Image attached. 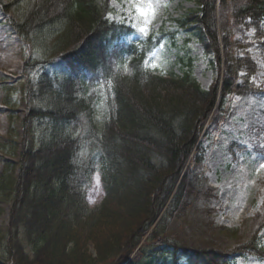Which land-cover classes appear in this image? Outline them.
<instances>
[{
    "label": "trees",
    "instance_id": "obj_1",
    "mask_svg": "<svg viewBox=\"0 0 264 264\" xmlns=\"http://www.w3.org/2000/svg\"><path fill=\"white\" fill-rule=\"evenodd\" d=\"M199 5L184 24H196L217 64L209 90L190 73L150 70L151 39L120 43L128 29L111 22V0H0L20 40L33 48V68L59 59L67 70L56 76L42 69L23 88L28 113L19 163H7L0 176V201L11 204L9 226L0 230L1 264H232L238 254L264 260V216L233 251L196 244L193 226L208 228L209 212L195 211L207 196L192 171L202 162L205 129L218 126L228 97L255 92L249 79L257 67L234 55V36L261 32L264 0ZM99 85L109 94L102 124L99 95L91 91ZM87 144L101 158L104 197L95 208L86 196L96 163L80 160Z\"/></svg>",
    "mask_w": 264,
    "mask_h": 264
},
{
    "label": "rangeland",
    "instance_id": "obj_2",
    "mask_svg": "<svg viewBox=\"0 0 264 264\" xmlns=\"http://www.w3.org/2000/svg\"><path fill=\"white\" fill-rule=\"evenodd\" d=\"M153 7L154 17L146 33L139 31L143 21L142 18L137 20L135 8L129 0H112L110 19L132 28L130 40L153 37L159 41L149 58L148 68L164 77H181L191 72L201 87L209 90L218 77V69L213 57L206 53L207 39L196 24H182L200 9L199 1L153 0ZM0 39V146L8 151L0 152L1 176L7 163L15 166L19 163L23 135L21 120L28 113L22 92L28 79L23 72L24 65L28 62L27 70L35 71L33 78L46 66L33 69V48L24 46L11 27L10 17L1 9ZM234 40L237 42L234 55L249 56L257 67V73L249 79L255 92L228 97L218 126L210 122L206 127L199 154L201 164H192V171L207 196L204 204L195 211L198 214L209 212L208 228L203 231L193 226L196 244L212 241L228 251L245 244L264 216V22L260 33L252 29L242 30L236 33ZM46 68L48 73L56 76L67 71L61 60ZM245 78L246 74L240 73L238 83H244ZM91 91L99 95L96 120L102 124L108 89L99 85ZM5 101H11L14 108L6 106ZM99 153L97 147L91 148L87 144L80 158L86 163L92 157L99 169L87 189L86 198L92 208L97 207L104 197ZM11 176L16 178L17 173ZM10 206L6 198L0 201V230L4 233L9 226ZM198 214L192 217L191 224ZM261 236L264 247V232ZM232 264H264V260L238 254Z\"/></svg>",
    "mask_w": 264,
    "mask_h": 264
},
{
    "label": "snow or ice",
    "instance_id": "obj_3",
    "mask_svg": "<svg viewBox=\"0 0 264 264\" xmlns=\"http://www.w3.org/2000/svg\"><path fill=\"white\" fill-rule=\"evenodd\" d=\"M129 2L135 8L137 20L142 18L143 26L139 27V31L141 33H146L148 31V25L150 24L155 13L153 0H129ZM133 26L135 27L136 25L134 24Z\"/></svg>",
    "mask_w": 264,
    "mask_h": 264
},
{
    "label": "bare ground",
    "instance_id": "obj_4",
    "mask_svg": "<svg viewBox=\"0 0 264 264\" xmlns=\"http://www.w3.org/2000/svg\"><path fill=\"white\" fill-rule=\"evenodd\" d=\"M2 40L0 39V42H1Z\"/></svg>",
    "mask_w": 264,
    "mask_h": 264
}]
</instances>
